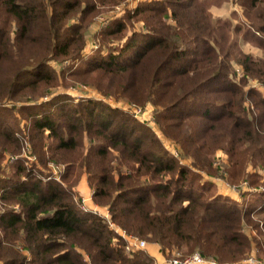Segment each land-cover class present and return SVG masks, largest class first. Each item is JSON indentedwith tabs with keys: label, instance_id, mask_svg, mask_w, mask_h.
<instances>
[{
	"label": "trees",
	"instance_id": "1",
	"mask_svg": "<svg viewBox=\"0 0 264 264\" xmlns=\"http://www.w3.org/2000/svg\"><path fill=\"white\" fill-rule=\"evenodd\" d=\"M213 1L143 0L100 30L119 42L88 52L89 26L117 0H0V264H155L143 250L126 254L103 219L74 201L71 187L82 176L112 222L166 257L199 252L243 264L255 247L264 259V189L241 209L199 174H209L219 149L235 167L245 155L264 170V97L243 90L248 77L264 86V59L243 55L230 40L240 34L264 49V0H231L249 23L233 28L212 18L209 9L221 0ZM132 23L142 25L129 31ZM54 61L79 63L63 71L104 99L157 108L162 133L191 160L169 156L149 127L100 99L60 94L15 109L56 80ZM26 147L41 165L62 162L64 172L56 179L36 160L27 164ZM7 154L14 159L4 171Z\"/></svg>",
	"mask_w": 264,
	"mask_h": 264
},
{
	"label": "rangeland",
	"instance_id": "2",
	"mask_svg": "<svg viewBox=\"0 0 264 264\" xmlns=\"http://www.w3.org/2000/svg\"><path fill=\"white\" fill-rule=\"evenodd\" d=\"M143 0H117L118 4L116 7L111 10L107 15L101 16L98 20H96L91 26L88 28V33H87V48L88 52L90 50H97L100 49L101 44L103 43V46L105 48L106 44H113L119 42V39L116 37H104L101 33L99 34L100 30L103 28L104 25L101 24L103 17L105 21H110L116 20L119 17H122L123 15H126L125 13L127 11L133 10V8ZM215 2V0L213 1ZM214 5L209 9V13L212 16L213 19H226L229 21L230 25L232 26H237L239 24H246L249 25L248 21L243 18L241 15V9L238 7V5L232 4L231 0L223 1L221 2L217 1L215 2ZM112 9V8H111ZM104 21V20H103ZM142 23H132L130 25V30L129 31H135L136 29L140 28ZM129 26V25H128ZM240 34H232L230 36V40L232 43L236 41L237 43V48L238 50L243 54V55H251L253 57H262L264 59V49L257 47L255 44L250 43L248 40L241 39ZM86 38V39H87ZM121 41V40H120ZM107 46V45H106ZM237 50V49H236ZM79 63L75 62L72 64L71 61H64V62H59V61H54L50 62L48 65L49 67H52L55 70L56 73V80L53 81L51 86L47 87L44 89L43 94L39 95L38 97V92H35L34 95H26L19 100H17L15 103L17 104L15 109H18V106H21L23 104H32V103H39V102H44L47 101L49 98H51L53 95H62L66 94L68 97H70L72 100H77L80 98H87V99H100L102 101H105L107 104L111 106H117L124 111L129 112V115L133 114V109L135 107L139 108V106L136 102L133 101H126V100H119L115 101L113 97H108L107 99H104L100 93L96 91V89L93 86H90L86 84L81 78L77 77H71L70 75L67 74V71H63L67 69L68 67H72L71 70H74L75 67L78 66ZM231 70L236 74V80L240 81L242 79L243 71L238 64H235L234 60L231 61ZM63 71V72H62ZM254 90L258 91L262 97H264V86L261 82L257 81L256 79L252 77H248L245 82L244 86V91L247 90ZM247 103H250V101H246ZM12 104L5 103L3 104V107H9L8 109H14V107H11ZM251 106V111L252 110ZM132 109V110H131ZM152 112V118L154 121V124L148 125L146 122L141 121L139 118H136L140 123H143L147 127L151 129L153 134L156 136V138L159 140L163 148L167 151L169 156L172 158L178 160V161H185L188 163L190 161V158H186L183 154V152L180 150V145L174 141L172 138L166 137L163 133L159 125L155 121V114L158 111L157 108H153ZM19 123V126H25L23 123L22 119L16 121ZM84 144L85 146H88V142H80L81 144ZM170 150H173L177 154V158L174 157L171 153ZM8 157L7 161H3V170L8 169V165L11 163L10 162V154L6 155ZM179 156V157H178ZM244 158H246L245 155ZM13 157V156H12ZM24 160L27 161V164H31L26 157ZM36 157V156H35ZM185 157V159H184ZM213 157V164H212V169L209 171V174L203 171H199V174L201 176V181L202 182H209L213 185V192L217 193L223 197H227L229 199H233V201H236L238 204L239 208L243 209L246 207V205H251L253 204L251 201H255V194L258 191H261L264 189V170L259 168L257 165L256 167L250 166L249 164L245 163V160L243 157L240 158V162H243L245 165H241L239 167H235L234 165L231 164L229 161L228 155L226 152L223 150H216L215 153L212 155ZM182 158V160H181ZM188 160V161H187ZM36 163L37 168L41 170L43 174L50 172L51 170L49 168L48 164L41 165L38 163L37 158H36ZM50 163H53L55 165L63 166L65 168V164L62 162L56 163L54 160H52ZM189 164H187L188 166ZM191 166V164H190ZM62 167L61 173L64 172V168ZM192 168V167H190ZM48 171V172H47ZM60 173V174H61ZM59 174V175H60ZM59 177V176H58ZM57 179V178H56ZM214 179V180H210ZM252 180L257 181L256 184H252ZM225 185H227L229 188H227ZM233 187H243L242 189H239V192H235L233 190ZM94 188L90 185L88 181L87 176H82L80 180L78 181L77 185L71 187V190L74 192V201H77L78 205L80 202L81 198H89L92 203H95V205L102 210H108L106 206L100 205L96 200L93 199V193H94ZM258 190V191H257ZM247 201V202H245ZM3 206L0 202V212L3 211L1 209ZM15 209H18L17 207ZM110 216V214H109ZM111 217V216H110ZM117 225V224H116ZM122 229V228H121ZM243 232L247 235H256V232L248 228L247 226H243ZM1 234V232H0ZM136 237V236H135ZM138 238V237H137ZM141 240L145 239L139 238ZM148 243V242H146ZM152 244V243H149ZM154 244V243H153ZM81 253L82 259L84 261L88 260V257L86 254H84L82 251L78 250V253ZM194 253V252H193ZM199 253V252H198ZM162 260L160 262H156L154 260L155 264H164L165 261L169 260L170 258L173 257H185V256H180L178 253H175L170 255V257H166L162 255ZM264 258V257H263ZM249 259H253L256 262V264H264V259L260 258L258 259L257 256V249L253 247L252 252L246 256V259L242 261L243 264H246V262ZM215 261V260H213ZM216 264H219L218 262L215 261Z\"/></svg>",
	"mask_w": 264,
	"mask_h": 264
},
{
	"label": "built area",
	"instance_id": "3",
	"mask_svg": "<svg viewBox=\"0 0 264 264\" xmlns=\"http://www.w3.org/2000/svg\"><path fill=\"white\" fill-rule=\"evenodd\" d=\"M102 18V17H101ZM104 20V21H103ZM103 20L101 22L102 25H105L106 21L103 17ZM132 110V109H131ZM134 117L139 118L141 121L146 122L148 125L154 124L153 118H152V107L148 108H137L135 107L133 110ZM24 156L29 162H34L36 160L34 155L30 154V150L26 147L23 151ZM170 153L177 158V154L170 150ZM179 157V156H178ZM10 162L13 161L14 157L10 156ZM181 163H185V161H182ZM63 166L55 165L53 163H49V168L51 170V174L53 177L58 179L59 174L62 171ZM64 168V167H63ZM214 180V179H210ZM227 188H229L227 185H225ZM242 189L243 187H233V190L235 192H239V189ZM79 207L85 211L90 212L101 219L107 224L108 228L113 231L118 238L122 239L125 242L124 251L126 254H131L136 251L145 250L147 247V243L144 240H141L131 234H128L126 231L121 229L118 225H116L114 222L111 221L109 216L108 210H102L99 209L95 203H92L89 198H81L79 202ZM257 261L253 259L247 260L246 264H256ZM164 264H216L215 261L212 259H206L204 256H202L198 252L191 253L185 257H173L169 260L165 261Z\"/></svg>",
	"mask_w": 264,
	"mask_h": 264
},
{
	"label": "crops",
	"instance_id": "4",
	"mask_svg": "<svg viewBox=\"0 0 264 264\" xmlns=\"http://www.w3.org/2000/svg\"><path fill=\"white\" fill-rule=\"evenodd\" d=\"M144 252L152 257L156 262H160L162 260L161 253L159 252V247L156 244L147 243V247Z\"/></svg>",
	"mask_w": 264,
	"mask_h": 264
},
{
	"label": "bare ground",
	"instance_id": "5",
	"mask_svg": "<svg viewBox=\"0 0 264 264\" xmlns=\"http://www.w3.org/2000/svg\"><path fill=\"white\" fill-rule=\"evenodd\" d=\"M145 251V250H144ZM158 263V262H157Z\"/></svg>",
	"mask_w": 264,
	"mask_h": 264
}]
</instances>
